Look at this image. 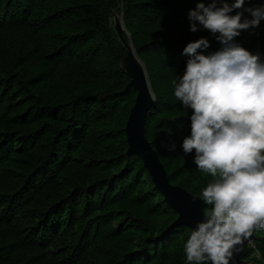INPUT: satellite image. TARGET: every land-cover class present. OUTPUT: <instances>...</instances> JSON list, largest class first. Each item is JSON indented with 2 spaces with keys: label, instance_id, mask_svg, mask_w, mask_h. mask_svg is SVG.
Masks as SVG:
<instances>
[{
  "label": "trees",
  "instance_id": "16d2710c",
  "mask_svg": "<svg viewBox=\"0 0 264 264\" xmlns=\"http://www.w3.org/2000/svg\"><path fill=\"white\" fill-rule=\"evenodd\" d=\"M199 2L211 0H0V264H188L191 229L172 226L177 214L127 155L135 92L125 91L126 49L112 20L122 12V39L155 97L144 136L169 183L198 197L212 177L197 169L195 151L183 152L192 110L173 81L189 42L207 38L204 54L222 47L203 26L190 31ZM235 41L264 60V20ZM254 235L244 259L264 264V231Z\"/></svg>",
  "mask_w": 264,
  "mask_h": 264
},
{
  "label": "clouds",
  "instance_id": "9594fccd",
  "mask_svg": "<svg viewBox=\"0 0 264 264\" xmlns=\"http://www.w3.org/2000/svg\"><path fill=\"white\" fill-rule=\"evenodd\" d=\"M244 5L211 0L189 11L190 31L203 26L222 47L204 54L207 38L189 42L185 72L173 81L176 99L192 110L183 152L195 151L197 169L212 177L198 196L211 207L184 243L188 264H230L245 241L254 246L251 237L264 231V60L235 41L260 26L264 5Z\"/></svg>",
  "mask_w": 264,
  "mask_h": 264
},
{
  "label": "water",
  "instance_id": "95a60500",
  "mask_svg": "<svg viewBox=\"0 0 264 264\" xmlns=\"http://www.w3.org/2000/svg\"><path fill=\"white\" fill-rule=\"evenodd\" d=\"M115 29L119 39L126 49L127 57L124 64L130 76L125 91L132 89L137 93L134 104L130 110L126 126L124 128L127 154L135 155L141 159L145 169L148 171L155 188L163 195L165 203L177 214L172 226H186L191 230L195 228L198 221L204 216L207 204L202 199L191 195L184 189L173 186L168 181L165 168L160 162L158 155L144 136V123L148 110L152 107L154 100L146 75L130 49V46L122 39V29L119 20L114 16ZM255 238L254 234L251 241ZM248 242L245 241L242 251H237L230 264H245L243 259L247 255Z\"/></svg>",
  "mask_w": 264,
  "mask_h": 264
},
{
  "label": "rangeland",
  "instance_id": "374dc122",
  "mask_svg": "<svg viewBox=\"0 0 264 264\" xmlns=\"http://www.w3.org/2000/svg\"><path fill=\"white\" fill-rule=\"evenodd\" d=\"M114 16H116L117 17V19L119 20V26L121 27V29H122V33H125L126 34V36L128 37V31L126 30V27L124 26V20H123V18H122V12L120 13V14H116V15H114ZM112 24H113V28H114V30H115V32H116V29H115V21H114V17H113V20H112ZM117 33V32H116ZM128 46H130V49L132 50V52L134 53V51H133V48H132V44L129 42L128 43ZM134 56L137 58V56L135 55V53H134ZM127 57V52H126V54H125V56L121 59V61H120V63H119V67H120V69H121V71H122V73H124V75L130 80V76H129V74H128V69L126 68V64H124V61H125V58ZM137 61L139 62V64L141 65V67H142V69H143V71H144V73H145V66H144V64L142 63V61L139 59V58H137ZM145 75H146V73H145ZM147 78V77H146ZM147 81H148V79H147ZM129 83V82H128ZM127 83V84H128ZM149 84V83H148ZM150 87V86H149ZM151 90V89H150ZM151 93H152V91H151ZM153 95V94H152ZM154 97V96H153ZM135 98H136V93H135ZM135 98H134V101H135ZM133 104H134V102L132 103V106H133ZM132 106L128 109V115H127V119H128V116H129V113H130V110H131V108H132ZM127 119H126V122H127ZM125 122V123H126ZM125 126H126V124H125ZM125 128V127H124ZM127 151V150H126ZM255 236V235H254ZM256 237V236H255ZM253 242V241H252ZM243 262H245V264H255L254 262L253 263H248L245 259L243 260Z\"/></svg>",
  "mask_w": 264,
  "mask_h": 264
},
{
  "label": "bare ground",
  "instance_id": "6f19581e",
  "mask_svg": "<svg viewBox=\"0 0 264 264\" xmlns=\"http://www.w3.org/2000/svg\"><path fill=\"white\" fill-rule=\"evenodd\" d=\"M128 155V154H127Z\"/></svg>",
  "mask_w": 264,
  "mask_h": 264
}]
</instances>
